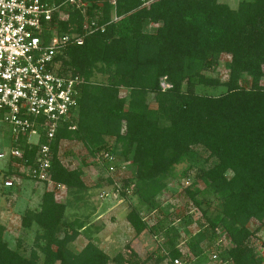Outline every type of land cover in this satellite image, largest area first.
Here are the masks:
<instances>
[{
    "label": "trees",
    "instance_id": "trees-1",
    "mask_svg": "<svg viewBox=\"0 0 264 264\" xmlns=\"http://www.w3.org/2000/svg\"><path fill=\"white\" fill-rule=\"evenodd\" d=\"M51 1L63 3L59 11L66 16L53 15L57 33L82 39L81 45L63 47L56 60L84 84L73 111L74 129H59L52 141L46 177L68 196L86 190L81 171L60 164L61 141L79 142L103 171L112 166L105 176L112 191L117 167L128 162L134 176L119 180L116 197L126 199L127 189H133L137 202L125 221L134 236L156 237L158 247L145 259L127 248L109 257L89 242L71 252L67 245L89 227L86 217L66 220L67 200L46 189L36 209L20 217L21 230L35 229L27 257L3 241L0 223V264H145L150 259L204 264L210 253L225 264H262L251 238L264 232V0L240 1L234 9L216 0H85L82 12L66 0ZM222 55L228 57L224 79L215 74ZM96 75L101 80L95 81ZM163 77L169 87L161 91ZM103 155L111 160L105 157L101 166L95 160ZM183 163L197 165L184 194L198 218L187 223L196 230L186 233L182 252L172 220L163 217L148 225L140 211L159 212L168 194L166 181ZM20 180L13 176L14 190ZM252 221L257 227L251 231ZM217 230L225 247L217 245ZM202 244L211 249L208 255Z\"/></svg>",
    "mask_w": 264,
    "mask_h": 264
},
{
    "label": "built area",
    "instance_id": "built-area-1",
    "mask_svg": "<svg viewBox=\"0 0 264 264\" xmlns=\"http://www.w3.org/2000/svg\"><path fill=\"white\" fill-rule=\"evenodd\" d=\"M65 4L81 12L87 5L85 0H66ZM61 6L63 3L55 5L51 0H0V162L4 165L0 187L3 190L14 189L13 176L45 182L49 191L63 188L46 177L51 144L59 129H74L73 111L84 81L61 69L56 60L63 47L82 42L79 36L56 33L53 15L57 20L66 18L59 11ZM158 86L161 91L169 87L164 77L159 79ZM105 157L98 160L101 166ZM106 158L108 162L111 160ZM7 171L8 175L2 179ZM113 171L109 166L106 176ZM112 187L117 195L118 184L113 181ZM108 196L106 192L99 195ZM216 235L217 245L225 247V236L219 230ZM208 262L225 264L215 253L209 254ZM172 264L182 263L174 260Z\"/></svg>",
    "mask_w": 264,
    "mask_h": 264
},
{
    "label": "rangeland",
    "instance_id": "rangeland-1",
    "mask_svg": "<svg viewBox=\"0 0 264 264\" xmlns=\"http://www.w3.org/2000/svg\"><path fill=\"white\" fill-rule=\"evenodd\" d=\"M218 3L226 4L229 8L234 9L240 1L251 0H216ZM57 33V31H56ZM58 34V33H57ZM228 61L227 56H220L218 60L219 67L216 70V75L220 79L225 78V71L223 65ZM206 75H214L211 71L205 72ZM95 81L101 80L99 76H95ZM149 107L154 108L150 97ZM108 143L112 144V139H108ZM5 144V143H4ZM57 158L62 166L68 170L78 169L81 171V180L85 185L86 190L78 195V197L68 196L64 188L53 189L54 196L57 200H64L68 202L65 210V219L70 221L79 218L82 220L86 217L84 231L79 233V236L67 245V248L73 252H79L88 242L95 245L98 249L105 252L109 257L114 256L117 252H125L128 250L136 253L141 259H145L153 255L157 250V238L151 237L148 233L143 232L138 236L134 233L125 221V215L129 210V206L136 205V196L133 194V189H127L126 199L116 197L114 191L111 190L110 185L105 183L106 173L94 165L92 160L87 157V153L79 142L61 141L58 144ZM81 161L85 164L82 165ZM98 164V161L95 160ZM199 162L198 160L196 163ZM196 163L190 165L183 163L176 165L173 168L170 177L166 181L168 188L167 194L164 198L163 204L159 208V212L146 215L142 210L140 217L147 222V224H154L163 217H167L173 221V227L178 229L179 236L182 239L180 248L183 251V238L186 239L188 234H193L196 230L195 225L187 224L188 221L198 218V214L193 210V206L184 194V188L195 180ZM198 164V163H197ZM189 166V167H188ZM188 167L189 169H187ZM4 165L0 162V173ZM135 169L128 162H123L121 166L117 167L116 173L113 176L114 182L121 185L119 180L123 177L133 178ZM132 180V179H131ZM1 181V178H0ZM122 181V180H121ZM198 190L202 189V184L195 181ZM18 190L13 192L11 190H3L0 187V223L4 225L3 241L11 249L17 251L23 256L27 257L32 249V239L34 228L29 230H21L20 217L24 210H34L40 201V195L49 187L34 185L32 182L20 180ZM39 189L36 191V188ZM35 193L32 191H34ZM107 193L108 197H99L100 193ZM32 193V194H31ZM209 202L211 197L207 198ZM209 211L214 209L209 206ZM178 218V220L176 219ZM257 227L255 222L248 224L249 230ZM220 233L221 230H219ZM183 232V233H182ZM186 236V237H185ZM156 239V240H155ZM251 245L256 254L261 256L262 264H264V232L257 231L253 238H251ZM205 247L204 254L208 255L210 248ZM206 257V256H205ZM145 264H154L153 259L148 260ZM161 264H165L162 262ZM190 264H200L198 259H193ZM204 264H211L205 262Z\"/></svg>",
    "mask_w": 264,
    "mask_h": 264
},
{
    "label": "crops",
    "instance_id": "crops-1",
    "mask_svg": "<svg viewBox=\"0 0 264 264\" xmlns=\"http://www.w3.org/2000/svg\"><path fill=\"white\" fill-rule=\"evenodd\" d=\"M37 185H39V184H37ZM40 186H41V185H40ZM18 188H19V187H18ZM35 188H36V191L39 189L38 187H35ZM15 190H16V189H15ZM15 190L13 189V192H15ZM17 190H18V189H17ZM33 192L35 193V189H34V191H32V193H33ZM32 193H31V194H32ZM4 225H5V224H4Z\"/></svg>",
    "mask_w": 264,
    "mask_h": 264
}]
</instances>
